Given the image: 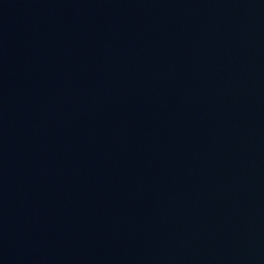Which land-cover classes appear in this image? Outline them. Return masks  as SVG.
Here are the masks:
<instances>
[{"label":"water","instance_id":"95a60500","mask_svg":"<svg viewBox=\"0 0 264 264\" xmlns=\"http://www.w3.org/2000/svg\"><path fill=\"white\" fill-rule=\"evenodd\" d=\"M0 264H264V0H0Z\"/></svg>","mask_w":264,"mask_h":264}]
</instances>
